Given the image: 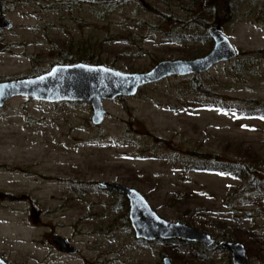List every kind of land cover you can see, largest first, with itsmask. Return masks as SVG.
Here are the masks:
<instances>
[{"label":"rangeland","instance_id":"rangeland-1","mask_svg":"<svg viewBox=\"0 0 264 264\" xmlns=\"http://www.w3.org/2000/svg\"><path fill=\"white\" fill-rule=\"evenodd\" d=\"M67 1L0 0V16L12 23L11 30H0V82L92 56L121 72H146L160 61L202 57L213 47L211 39L212 47L169 43L172 12L182 14L171 6L165 20L152 15L149 7L162 8L161 0H107L122 3L107 7L78 0L71 11L62 10ZM244 1L240 17L223 33L236 51L264 50V16L257 13L264 0ZM229 62L213 66L201 80L232 99L264 101V76L239 79ZM190 80L172 76L133 97L104 101L107 117L100 126L91 123L86 103L15 97L0 108V191L14 197L0 204V254L13 264H162L167 248L135 238L123 206L115 209L123 205L118 194L94 188L78 193L73 188L79 182L134 188L160 217L218 242L235 229L261 233L264 201L247 207L250 216L233 213L229 205L244 199L237 191L240 182L227 174L190 171L179 158H185L182 149H190L237 158L249 152L264 162V120L203 109ZM154 138L166 140L172 151ZM175 152L177 159L170 156ZM53 234L68 239L78 253H60L50 242ZM208 254L216 264H231L220 247ZM254 254L253 264H264V252Z\"/></svg>","mask_w":264,"mask_h":264},{"label":"trees","instance_id":"trees-1","mask_svg":"<svg viewBox=\"0 0 264 264\" xmlns=\"http://www.w3.org/2000/svg\"><path fill=\"white\" fill-rule=\"evenodd\" d=\"M161 0L162 8L156 6H150L149 12L165 20L164 12L171 6L175 7L181 14L179 18L175 15L171 16V21L175 23V28L169 31L168 35H165L169 43L180 44L189 43L194 44L209 42L210 37L207 33V29L213 25H220L222 31H225V27L229 24H234L240 17L241 3L244 0ZM62 2V1H61ZM1 3V2H0ZM94 5L100 6H115L116 4H122L120 2H109L107 0L93 1ZM79 4L78 0H68L67 4L63 3L62 10L71 11ZM1 9V8H0ZM181 9V10H180ZM259 16H264V4L262 8L257 10ZM226 34V33H225ZM3 37L0 36V49H3L1 42ZM209 45L212 44L209 42ZM211 49V48H210ZM80 61V60H79ZM82 63L90 65H105L98 56H92L88 59H83ZM73 60L62 61L61 64H75ZM107 66V65H105ZM110 66V65H109ZM229 69L232 76L239 79L246 77H258L264 76V50H241L237 51L236 57L229 62ZM42 73L33 74L38 76ZM202 74H195L190 76V83L192 85L194 97L200 102L199 105L203 109L215 110V111H228L240 118H259L264 120V101L258 99H232L227 95L218 94L214 92V89L201 80ZM145 87V86H143ZM141 87L138 92L143 88ZM119 100H124L123 97H119ZM154 141L158 143L159 147H167L172 151L170 143L166 140H159L154 138ZM181 154L185 158H179V161L183 165L188 167V170L199 173H217L227 174L235 177L240 185L237 191L244 195V199L238 206L229 205L230 210L235 213L240 210L245 216L251 215V210L248 206H260L264 201V174L261 167H264V162H258L256 157L249 155H240L237 157H230L226 154L220 156L209 152H200L198 150L182 149ZM171 157L177 159L179 152ZM247 157V158H246ZM261 163V164H258ZM78 193H85L91 188L105 190L97 186V183H78ZM98 187V188H97ZM110 194H118L116 192L107 190ZM122 204L116 205L115 209H120L123 206L125 210V218H128V203L123 195H120ZM14 199V197L9 198ZM243 207V208H242ZM261 233L254 232V229H249L246 232L235 229L229 233H223L219 236L220 242L234 241L241 242L246 247L247 255L249 258H255L254 252L261 253V257L264 252V226H259ZM263 237V238H261ZM164 244L167 248V256L171 259L172 264H216V262L208 254L210 250L220 247V242L215 240V244L211 248H204L197 243H189L179 240H167L158 241ZM142 243H146L142 241ZM147 244V243H146ZM230 264V263H229Z\"/></svg>","mask_w":264,"mask_h":264},{"label":"water","instance_id":"water-1","mask_svg":"<svg viewBox=\"0 0 264 264\" xmlns=\"http://www.w3.org/2000/svg\"><path fill=\"white\" fill-rule=\"evenodd\" d=\"M12 23L0 16V30H11ZM207 33L213 41L212 49L204 56L189 60H164L150 70L127 73L105 65L86 63L56 64L41 75L18 80L0 82V108L15 97L32 98L45 103L76 102L89 104L92 110L91 123L100 126L107 117L103 102L119 97L135 96L143 86L160 82L166 78L187 77L208 72L213 66L233 60L237 51L220 25L208 27ZM97 185L123 195L128 203V220L136 239L147 243L179 240L197 243L211 248L215 239L208 233L188 224L171 223L160 217L148 200L136 189L114 182H98ZM33 211L38 208L32 205ZM51 242L60 251L75 254L77 249L66 238L55 236ZM220 248L229 252L231 264H253L241 242L223 241ZM0 264H6L0 259ZM162 264H172L164 257Z\"/></svg>","mask_w":264,"mask_h":264},{"label":"flooded vegetation","instance_id":"flooded-vegetation-1","mask_svg":"<svg viewBox=\"0 0 264 264\" xmlns=\"http://www.w3.org/2000/svg\"><path fill=\"white\" fill-rule=\"evenodd\" d=\"M99 187V186H98ZM101 188V187H100ZM10 197H13V195L11 194V193H9V192H4V191H0V204H2V205H4V203H6V204H11L12 202H14V201H12V199L10 200L9 198ZM38 210V209H37ZM56 235L55 234H53V236H50V242H51V238L52 237H55ZM67 241L70 243V244H72L68 239H67ZM51 244L55 247V245L51 242ZM73 245V244H72ZM74 246V245H73ZM56 248V247H55ZM57 249V248H56ZM58 250V249H57ZM59 251V250H58ZM60 252V251H59ZM60 253H62V254H67V253H64V252H60ZM78 253V249H77V251H76V253L75 254H67V255H76ZM0 259L2 260V261H4L6 264H13V263H11V262H9L7 259H6V257H5V255H3V254H0ZM100 264H102V263H100Z\"/></svg>","mask_w":264,"mask_h":264}]
</instances>
